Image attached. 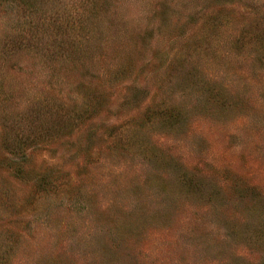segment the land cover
I'll use <instances>...</instances> for the list:
<instances>
[{
	"label": "rangeland",
	"instance_id": "obj_1",
	"mask_svg": "<svg viewBox=\"0 0 264 264\" xmlns=\"http://www.w3.org/2000/svg\"><path fill=\"white\" fill-rule=\"evenodd\" d=\"M0 264H264V0H0Z\"/></svg>",
	"mask_w": 264,
	"mask_h": 264
}]
</instances>
